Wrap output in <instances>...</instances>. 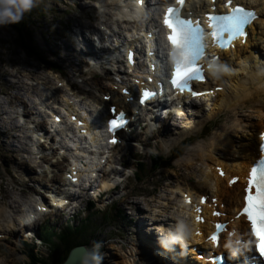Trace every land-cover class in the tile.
<instances>
[{
    "label": "rangeland",
    "instance_id": "1",
    "mask_svg": "<svg viewBox=\"0 0 264 264\" xmlns=\"http://www.w3.org/2000/svg\"><path fill=\"white\" fill-rule=\"evenodd\" d=\"M121 1L122 6H127V0H28L27 6L22 0H0V223H3V214L10 213V209L1 203V197L7 196L15 203H22L24 207V201L38 195L49 181L44 172L39 173L35 169L41 167V164L35 161V156L30 151L29 134L34 127H30L29 123H37L33 116L38 114L37 106L40 102H48L50 106L58 103L53 100L50 90L54 89L60 100V93L62 100L72 99V95L70 97L63 95L65 86H57L56 83L63 76L72 77L75 69L80 66L84 68L85 64H79L80 57L76 55L77 51L66 44H73L75 31L82 30L83 35L88 37L87 34L94 33L93 29L95 27L98 29L103 20H107L108 24L128 25V21L122 20L127 16H123L117 6ZM95 3L101 5L99 10L94 7ZM152 8L149 7V10ZM8 10H13L16 14L22 30L8 22ZM117 17L122 19L116 21ZM130 18L133 19L134 16ZM82 22L95 27L89 28ZM27 37H31V40L29 38L27 40ZM25 42L30 43L32 50L24 48ZM67 48L73 60L69 61L67 55L66 63L64 50ZM258 51L264 57V46H260ZM95 79L86 78L84 83L86 86L91 85L96 82ZM259 105L263 109H257ZM227 108L216 110L210 118L214 117L203 130L201 128L198 130L202 122L191 128L186 132V136L190 138L191 135V138L184 142H181L183 138L180 139L178 146V142L173 141L180 138L178 136L180 129L188 127L186 125L189 123L198 122L205 108L192 104L185 115L179 117L172 115L165 119L173 124L169 129L163 127L161 130L156 128L144 130L145 134L143 138L141 137L144 141L140 138L135 140V143L140 145L139 149L130 144H127L125 149H117L120 154L116 162L111 163L109 167L115 172L113 179L119 183V189L111 191L98 201L96 206L99 210L94 211V215H89V210L85 209V205L77 196L75 199H79L78 203L73 200L71 207L58 210V215L44 216L40 220L41 223L49 225L57 235L67 227H75L81 223L80 229L83 231L87 229V232L80 237L87 239L88 244L98 251L99 262L95 264H128L131 253L146 252V247L140 243L146 242V245L147 242L153 243L151 240L146 241V233L152 231V222L157 223L156 220L162 216L172 218L166 228H159L165 229L163 236L178 235L177 217L173 215H186V210L183 209L184 191L211 193L216 189V182L220 183L221 188H225L226 179L217 174L214 166L222 165L227 171L229 169L232 172L237 170L239 166L237 163L244 166L246 162L244 156L252 148L248 143H252L256 131L263 127L259 126V115L264 114V94L242 105L239 104L236 109ZM19 114L24 118L23 122L18 120ZM236 121L239 123L231 130L230 126ZM59 129L64 128L61 126ZM226 130L229 133L228 139L223 141V133ZM188 142L192 143L184 151L181 150ZM137 154H141L140 157L146 164L144 171L139 173L143 181H139L133 175L135 165L131 156ZM158 155L167 156V159L170 156L177 157L172 162L164 158L160 163L152 165L151 156ZM120 162L130 166L119 168ZM159 164L161 167L155 170ZM205 175L211 178V181H206ZM218 176L222 181L217 180ZM84 191L78 195L85 194ZM91 195L95 193L87 194ZM112 200L115 202L110 204ZM79 205L81 206L75 209ZM114 207L120 211H117V214L111 213L109 218L107 213ZM74 210L77 213L71 215V211ZM37 224L31 226L34 235L36 233L33 227ZM5 225L10 227L14 222L9 221ZM18 240L17 236L14 238L11 236L2 242L5 255L0 257V264L29 263L23 262L27 258L22 252L29 247L22 246ZM98 242L100 244L97 245ZM35 243L34 252L38 251L36 254L38 264H52L61 257L60 252L64 244L59 242L53 246Z\"/></svg>",
    "mask_w": 264,
    "mask_h": 264
},
{
    "label": "bare ground",
    "instance_id": "2",
    "mask_svg": "<svg viewBox=\"0 0 264 264\" xmlns=\"http://www.w3.org/2000/svg\"><path fill=\"white\" fill-rule=\"evenodd\" d=\"M239 1L240 0H234L233 2L238 3ZM249 2H250L249 6H254L253 2L264 4V0H249ZM119 3H121V2H119ZM196 3L198 4V8H199V10L196 9V13L205 12L206 10H208L210 8L209 6L213 4V2L211 0H196ZM145 5L146 4H144L142 6H138V5H136V3L135 4L131 3V8H127L125 10V8L123 6L120 8V5L117 4V6L119 7L120 12L123 16L124 15H126L128 17L134 16L133 19H136V20L142 19L143 15L145 13L144 12V6ZM223 7H224V5L221 8H223ZM262 9L264 11V7ZM123 11H124V13H123ZM145 23H147V22L142 23L143 27L146 26ZM83 25L87 26L89 28H92V29L95 27V26L93 27L91 24H87V23H83ZM100 26L107 27L106 21H101ZM257 26H258L259 31H260L259 32L260 34L257 37V40H254L253 35H251L249 37L247 45H245V46L239 45V47L237 48V50L234 54L228 53L229 52L228 50H225V51L219 50V52L223 53V55H225V56L228 54L230 55L228 60L224 59L221 62V66H223V68H226L227 71H222V73L219 72L218 74L213 75L214 79H218V83H216V84H218V86H219V88H221V90L216 91V92L214 91L212 96H208L209 98L199 105V107L205 108V110L202 112L201 119L194 124L186 125V126H190L189 129H185L187 127H183L182 129H180L181 131L179 130L180 131V133L178 135L179 137L184 136V134H186V132H188L191 128L196 126L199 122H202L203 120L210 119V117L216 112V110L219 111L225 107H228L230 110L236 109V107L239 104L242 105V103H246L249 100H251L257 96H261L262 94H264V57L261 56L259 51H258L260 46H264V16H262V18H260V20L257 23ZM130 27L132 28L130 30L131 32H136L135 29H138L139 25L137 23L135 26L131 25ZM252 28L254 29V26H252ZM94 29L101 34L104 33V32H101V30H98L96 27ZM251 33H252V30H251ZM143 37L148 41V43H149V41L151 42V40H152L151 38L147 37L146 35H143ZM134 46H136L135 42H131L130 47H134ZM150 47H151V44H150ZM151 58H152V60L156 59L155 56H152ZM156 63L158 65L156 67V72H157V74L158 73L161 74L162 70L160 68V63L157 59H156ZM129 64H130V61H128V65ZM133 68L134 67H131L130 69H133ZM142 68H145V64H143ZM137 72H142V71L138 70ZM140 74L143 75V73H140ZM214 79L210 81L211 84L213 83V81H215ZM211 86H214V85H211ZM111 93H113V95L115 97V103L120 104L122 102V98H123L122 95L121 94L116 95L114 90H111ZM58 100H59V103H61V100L60 99H58ZM79 101H81V100H79L77 96L73 97V95H72V99L65 98V100H62L63 107H58V108L53 107L54 110H52V111L46 112L44 110L46 112L45 114L38 112V114L33 116V120L36 122H39V123L43 122L42 121L43 116H48V119H47L48 123H51L52 125L60 124L61 126H63L64 129H65V125H68L70 123L71 128H76L79 131L80 135L76 134V136H69L68 140L65 143V145L71 146V148L74 149L75 152L80 154V156H77V155H79V154H77L74 159H71V160H73V162L65 164V167L69 168V171L65 175L74 176V174L72 172L78 170V172H77L78 177L81 175H84L88 170H90V172L94 173L98 168V166L96 165V161H99V162H105L106 161L105 160L106 159L105 155H107L106 149L109 147L115 148V147H113L114 145L113 144L110 145V143L107 140L104 141L105 134L99 135L100 134L99 130H103L104 126H99V124L97 122L93 121L90 118V116L87 112H84V114L87 116V118L76 117V116H78L77 113L80 110H82V107L80 106ZM124 101H125V99H124ZM168 101H170V100H168ZM77 102H78V105H77ZM100 103H103L102 100ZM82 104L86 105L84 102H82ZM211 104H213L212 107H211ZM257 109H263V108L259 105V106H257ZM53 111H56V114L62 118V120L59 121V123L55 122L52 118H50V115H52ZM62 114H64V115L62 116ZM57 115H52V116H57ZM228 115H230V114H228ZM234 115H236V112ZM73 117H76V120H73L72 119ZM167 117H172V115H168ZM232 117H234V116H232ZM77 120L82 121L83 123L81 125H78L76 122ZM259 121H260L259 126L262 125L263 127L261 129L264 130V114L259 115ZM99 122H101V121H99ZM238 123H239L238 121L233 123L230 126L231 130ZM159 124L161 126H164L166 129H167V127L169 129L173 125L170 120H165L163 118L160 119ZM40 126H43V125L40 124ZM80 126H83V127H80ZM180 127H182V126H180ZM151 128H153V127H151ZM67 129H68V127L65 129V133H66ZM261 129L259 131L257 130V132L258 133L261 132ZM86 135H88L90 137V140L92 142L84 140L85 139L84 136H86ZM228 135H229L228 130H226L223 133V137H222L223 141L228 139ZM46 136H47V140H49L48 139L49 133ZM95 136H98L97 139H95ZM57 137H60V134H57ZM70 139H72V141ZM84 141H85V143L96 146V152H95L94 156H93V154H91V156H93V157L90 158V160L92 159V161L82 162L83 161L81 159V158H83L82 155H84V156L89 155L88 152H87V154L85 153V151H87V148L85 147ZM175 141H176V139H174L173 142H175ZM49 143L51 144L50 140H49ZM259 143H260V138H259L258 134H256L252 143H248V145L250 147L252 146V148L250 151H248V154L247 155L245 154V156H244L245 160H246V162L244 163V166L240 163H237L239 166H238L237 170H235L236 172L234 171L235 173H237L238 175L239 174L244 175L247 173V169H248L249 165L252 163L253 158H255L257 156V153L259 154V150H258ZM71 148H70V150H68V152L66 150H61L60 157H63L64 155H67L68 153L71 154L70 152L73 151ZM103 148H105V149H103ZM63 152H64V154H63ZM79 165H82V166L79 167ZM227 172H228V175L226 176V179L229 175L232 174V171H230L229 169ZM204 178L208 182L211 181V178L207 177V175H205ZM217 180L222 181V178H220L218 176ZM243 183H244L243 178L240 179V181H238V183H236L233 186L228 185L227 181H226V184H225L226 187L221 188L220 183L216 182V189L211 193V195L212 196H218L220 198V203H224L225 205H227V207L223 206V208H221L225 212V215L221 216V218L227 219V218L233 217L235 212L238 211V208H235V206H240L241 204H244L243 203V191H242ZM113 185H114V183L112 181L106 182V181H104L103 178H101V179H99V184H98L99 188H97V191H98V189H108ZM201 185H204V184H201ZM133 190H135V189H133ZM139 193H140V191H139ZM186 196L189 197L191 199V201L196 200L197 202H199L200 194H198L196 191L195 192H188V193H186L185 197ZM185 197L183 198V201L185 202L183 204V209L186 210V215L184 214L182 216H184V219L186 220V224L182 225V231L180 234L181 236L183 233L185 234L186 230L188 231L189 234L192 232L194 233V229L198 226H201L203 228H208L209 224L211 223L210 219L212 218L210 215V209L211 208L208 205H205L206 212L204 213V215L206 217V223L205 224H203V223L198 224L196 222L197 215H195V214H197V212H198L197 209H198L199 203L194 204V205L193 204L192 205L186 204L187 201L185 200ZM77 201H78V199H75V202H77ZM136 206H138V205H136ZM228 211H230L231 214L229 213L227 215L226 213ZM30 215L31 214L29 211L24 212L23 213V220L26 219ZM173 216L174 217H180L181 215L175 214ZM27 219H28V221H31L30 218H27ZM170 219H172V218H167V217L162 216L159 220L163 226H168L170 224ZM180 220L181 219H179V221H178V225H177L178 227L180 226V224H179ZM242 220H243V217L240 219H234V221L232 223L242 226V225L246 224V222H244ZM0 226H1V223H0ZM183 226L185 229L183 228ZM163 231L164 230H162V229L160 230V232H163ZM184 234H183V236H184ZM67 242H68L67 240H65V242L63 240V243L68 244ZM159 244L163 248L167 249V247H168V245L165 242H159ZM151 246L152 245L150 244L149 247L152 248ZM170 246H171V250H172L171 257L174 260L173 264H193V263L201 264V263H199V261L195 260V255L198 252L197 249H196V251H194L190 247H183V249L181 251L179 245H177V244H171ZM146 247L148 248L147 245H146ZM152 249H153V251H151L150 253H152V252L154 253V254L152 253L153 257H151V256H149L143 252H136L134 254L135 257L130 259L128 264H143L149 260L148 257H150L152 259H154L155 257L156 258L159 257V259H158L159 264H161V263L169 264L168 263L169 261H167L166 258L164 257L165 256L164 251H167V250L164 249V251L161 252V251H159L158 247H155ZM187 255L189 256L190 261L186 258ZM191 261H192V263H191Z\"/></svg>",
    "mask_w": 264,
    "mask_h": 264
},
{
    "label": "snow or ice",
    "instance_id": "3",
    "mask_svg": "<svg viewBox=\"0 0 264 264\" xmlns=\"http://www.w3.org/2000/svg\"><path fill=\"white\" fill-rule=\"evenodd\" d=\"M142 4L143 0H139ZM228 7L227 11L220 13L207 14V24L199 19L194 20L190 16L182 14L180 6L185 3V0H176V6H169L163 14V25L168 29L167 41L171 45L170 60L172 63L170 83L172 87L180 92L188 91L193 97H200L205 93L194 90L191 81H203L205 75L203 65L200 61L206 55V37H210L213 45L226 49L234 47V42L239 40L244 42L248 36L247 29L251 27L257 18V13L246 6L239 3L233 5V0H226ZM22 3L27 6L28 0H22ZM131 60V55L129 56ZM217 58L213 57V62L208 64V69L212 75L219 71H227L223 66L215 63ZM127 92V90H124ZM155 95L150 89H143L140 95V103H144ZM57 121L59 116L54 117ZM76 120V117L72 118ZM78 125L83 122L77 120ZM125 123L124 114L121 113L120 118H111L107 121L108 130L115 133L117 129L123 127ZM264 137V133L261 134ZM117 143L115 136L110 141ZM221 175L223 171L221 170ZM73 180L75 176L71 177ZM238 177H233L230 183H235ZM247 187L245 188L244 204L238 215H244L251 225V236L254 239H259L264 236V157H261L259 163H255L247 177ZM186 201L190 202L189 197H185ZM201 204L204 203V198H201ZM200 211V209H197ZM214 215H221L220 212ZM197 221H202V216L196 217ZM214 242H218L217 235L210 237ZM255 247V244H254ZM256 248V247H255Z\"/></svg>",
    "mask_w": 264,
    "mask_h": 264
},
{
    "label": "trees",
    "instance_id": "4",
    "mask_svg": "<svg viewBox=\"0 0 264 264\" xmlns=\"http://www.w3.org/2000/svg\"><path fill=\"white\" fill-rule=\"evenodd\" d=\"M8 17H7V20H8V22L10 23V24H12V25H14L18 30L19 29H23L19 24H18V18H17V16H16V14H14V12H13V10L12 11H10V10H8ZM13 21H15V22H13ZM23 27H24V25H23ZM28 38L31 40V37H27V40H28ZM24 48L26 49V50H32V48H31V45H30V43L28 42H25L24 43ZM75 233H77V235L79 236L80 234V229H77L76 230V232L75 231H71V230H68V231H66V232H64L62 235V240H64V242H65V240H67L68 242V247L66 248V250L65 251H63L62 250V252H60L61 253V257H58V260L56 261V262H54V263H52V264H60L61 262H63L64 260H65V258H66V256H67V253H68V251L72 248V247H74L75 245H77V244H79V243H85L84 241L83 242H79V241H74V242H72L71 243V240H73V239H75L76 237H72L71 236V234H75ZM76 235V236H77ZM51 242V241H50ZM52 243H53V241H52ZM55 244V243H54ZM38 258L36 257L35 259H34V262L32 261V263L31 264H38Z\"/></svg>",
    "mask_w": 264,
    "mask_h": 264
},
{
    "label": "water",
    "instance_id": "5",
    "mask_svg": "<svg viewBox=\"0 0 264 264\" xmlns=\"http://www.w3.org/2000/svg\"><path fill=\"white\" fill-rule=\"evenodd\" d=\"M95 258L86 245H79L70 251L67 260L62 264H90Z\"/></svg>",
    "mask_w": 264,
    "mask_h": 264
},
{
    "label": "clouds",
    "instance_id": "6",
    "mask_svg": "<svg viewBox=\"0 0 264 264\" xmlns=\"http://www.w3.org/2000/svg\"><path fill=\"white\" fill-rule=\"evenodd\" d=\"M13 22H15V21H13Z\"/></svg>",
    "mask_w": 264,
    "mask_h": 264
}]
</instances>
